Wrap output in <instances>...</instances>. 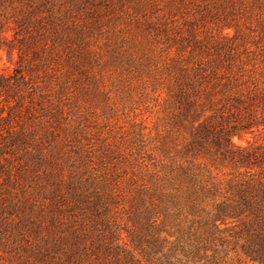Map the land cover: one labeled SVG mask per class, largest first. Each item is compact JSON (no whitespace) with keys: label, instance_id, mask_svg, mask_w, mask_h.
<instances>
[{"label":"trees","instance_id":"16d2710c","mask_svg":"<svg viewBox=\"0 0 264 264\" xmlns=\"http://www.w3.org/2000/svg\"><path fill=\"white\" fill-rule=\"evenodd\" d=\"M209 22L233 36L204 37ZM130 28L175 54L168 126L187 129L189 165L156 194L160 224L143 202L132 210L129 240L151 264H227L229 252L264 264V139L233 142L264 130V20L243 0H0V51L17 56L0 73V249L32 264H144L121 242L109 188L65 149L48 84L55 66L86 63L89 39L124 43ZM208 165L231 172L217 180Z\"/></svg>","mask_w":264,"mask_h":264},{"label":"rangeland","instance_id":"374dc122","mask_svg":"<svg viewBox=\"0 0 264 264\" xmlns=\"http://www.w3.org/2000/svg\"><path fill=\"white\" fill-rule=\"evenodd\" d=\"M243 8L247 17L259 15L264 20V0H243ZM249 27L244 28L245 34L256 36ZM134 32L130 28L124 34V43L111 34L89 39L86 63L77 68L55 66L49 73L48 84L55 95L53 111L59 126L57 133L62 141H68L65 149L83 163L97 183L109 188L115 199L110 216L122 229V244L144 264H151L129 240L127 231L134 229L130 215L143 202L153 211L152 220L158 219L156 223H161L163 203L156 194L167 192L179 165H189L178 155L188 135L184 126L172 131L168 126L170 99L166 66L173 61L174 52L154 48ZM233 34L232 29L222 30L210 22L203 30L207 38ZM16 59V54L8 58L0 51V73H11ZM263 139L264 130H260L242 139L234 137L233 142L247 146L262 143ZM204 163L193 162L194 165ZM207 168L217 180L225 179L231 172L225 168L215 171L209 165ZM61 173L66 177V168ZM170 222L166 221V228H170ZM165 237L166 233L160 234L161 239ZM226 258L227 264H252L232 252ZM0 264L32 263L18 260L13 253L0 249Z\"/></svg>","mask_w":264,"mask_h":264}]
</instances>
